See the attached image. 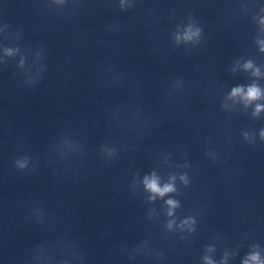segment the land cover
<instances>
[{"label": "clouds", "instance_id": "obj_1", "mask_svg": "<svg viewBox=\"0 0 264 264\" xmlns=\"http://www.w3.org/2000/svg\"><path fill=\"white\" fill-rule=\"evenodd\" d=\"M197 35H198V30L194 32L191 30V28H189L186 31V33L184 34V39L185 40H191V39H193V37H195ZM178 39H179V37H178ZM262 50H264V48H262ZM251 67H252L251 63H248L245 65V68H251ZM256 74H258V70H257ZM232 96H234V97L235 96H242V98L246 102H251V101L259 99L261 97V91L255 85L249 87L246 92L242 88H234L232 90ZM260 110H261V106L258 105L256 111L259 112ZM262 135H264V133H262ZM144 184H145V187L147 188V190H149L153 194L159 195L161 197H163L166 193H169V192H172L175 190L171 183L166 184L163 187H160L159 182H158V178H156L155 175H153L151 178L145 177ZM152 198H154V196ZM167 204L169 205L170 209L175 208L177 206L176 202L173 200H168ZM169 215H172L171 211H169ZM169 227H171V225H169ZM205 259L207 260V264H212V261L208 260L207 257ZM249 259L251 261H256L257 264H259L258 255H253ZM245 264H248V261H245Z\"/></svg>", "mask_w": 264, "mask_h": 264}]
</instances>
